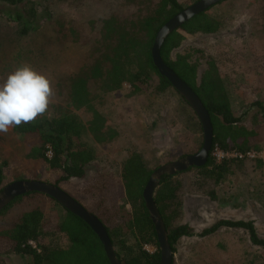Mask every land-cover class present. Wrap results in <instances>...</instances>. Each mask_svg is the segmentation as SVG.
I'll return each mask as SVG.
<instances>
[{
  "label": "rangeland",
  "instance_id": "rangeland-1",
  "mask_svg": "<svg viewBox=\"0 0 264 264\" xmlns=\"http://www.w3.org/2000/svg\"><path fill=\"white\" fill-rule=\"evenodd\" d=\"M157 1L150 0L148 8ZM197 1L178 0V3L185 9ZM30 5L36 14L34 20L26 14ZM263 8L256 0L221 2L209 14L221 17L227 27L215 36L191 38L177 50L198 48L215 60L234 116L247 125L257 117L255 129L261 150L253 153L252 158L236 159L245 160L243 170L217 188L199 189V178L193 170L180 173L183 188L179 225L188 226L192 236L178 241L174 264H247L253 255H260L241 230L221 228L211 236L200 234L219 220L252 221L259 237L264 239V24L260 20ZM146 12V3L129 0H22L16 6L1 3L0 81L20 64H31L51 80L55 90L48 115L65 109L87 126L90 112L86 108L75 109L68 103L64 81L89 63L105 18L111 15L136 18ZM24 24L28 26L22 33ZM155 86L153 79L146 91L134 96L129 94L128 84L108 94L90 88L92 106L107 118V126L118 137L111 143L98 145L86 134L82 142L94 150V161L87 166L84 178L60 185L74 192L87 211L98 213L97 204L103 201V207L112 213L123 195L120 169L131 151L138 152L146 166L155 171L200 150L203 133L197 127L199 121L192 109L186 103L188 117L182 118L177 111L182 105L180 98L172 91L156 96L152 93ZM31 144L33 139H22L12 129L0 134L2 188L16 181L50 183L61 177L60 173L49 171L44 163L27 157ZM256 158L262 160L260 166L254 161ZM35 207L44 214L46 229L53 231L63 211L45 197H35L23 206L13 207L0 218V228L8 226L21 212ZM60 241L67 244L65 239ZM6 261L31 264L29 258L16 255H9Z\"/></svg>",
  "mask_w": 264,
  "mask_h": 264
},
{
  "label": "trees",
  "instance_id": "trees-1",
  "mask_svg": "<svg viewBox=\"0 0 264 264\" xmlns=\"http://www.w3.org/2000/svg\"><path fill=\"white\" fill-rule=\"evenodd\" d=\"M129 1L141 5L146 3V14L129 19L116 15L105 18L102 21L100 37L91 50L89 63L82 66L75 75L66 78L63 83L68 103L75 109L86 108L90 112L91 119L87 126L64 109L57 111V114L52 113L51 116L46 112L33 122L12 128L20 138L33 139V144L28 148L29 159L40 161L49 171L61 174L59 179L49 184L61 189L85 210L86 207L74 192L64 190L60 185L71 179L84 178L87 166L94 161V150L82 142L86 134H90L98 145L111 143L118 137L117 132L107 126V118L92 106L90 88L108 94L120 90L123 84H128L129 94L134 96L146 91L149 83L155 79L156 86L152 93L159 96L172 91L182 101V105L177 108L179 116L185 119L188 117L184 108L187 107L186 102L158 73L151 58V48L158 30L184 8L179 5L178 0H158L151 8H148L150 0ZM256 1L264 6V0ZM21 2L22 0H0V4L8 6H16ZM209 10L193 17L171 33L160 48L163 63L198 97L212 125L213 141L207 163L203 167L186 171L193 170L198 176L199 189L207 186L217 188L244 168L245 160L223 159L219 163L216 162L212 156L214 149L242 154H257L261 150L255 129L258 125L257 117L250 119L247 125L234 116L215 60L198 48L177 52L183 42L197 36H215L227 27L221 17L210 15ZM26 14L28 18L35 19L33 5L26 7ZM260 20L264 24V8ZM27 26L24 24L22 33H25ZM262 28L264 34V27ZM197 125L201 131L199 122ZM254 161L259 166L262 164L261 159L256 158ZM153 171L146 166L138 152L131 151L120 169L123 195L112 213L103 207V201L97 204L98 213L88 211L104 227L121 264L160 262L155 228L142 196ZM179 176L180 174L161 177L153 197L172 254L181 238L192 236L188 226L179 225L183 188ZM2 183L0 167V191ZM35 197H45L57 204L49 197L29 193L16 198L1 210L0 218L13 207L23 206ZM57 205L63 214L53 231L46 229L45 216L38 207L21 212L8 226L0 228V264H8L6 258L9 255L29 258L31 264H110L102 244L91 229L79 218ZM221 228L246 233L249 244L260 252V255H253L247 264H264V239L259 237L252 221L219 220L204 229L200 236H211ZM60 238L65 239L67 244L62 243ZM145 245L154 248V252H146L143 249Z\"/></svg>",
  "mask_w": 264,
  "mask_h": 264
},
{
  "label": "water",
  "instance_id": "water-1",
  "mask_svg": "<svg viewBox=\"0 0 264 264\" xmlns=\"http://www.w3.org/2000/svg\"><path fill=\"white\" fill-rule=\"evenodd\" d=\"M224 1L226 0H199L183 9L158 30L151 48L153 65L156 67L158 73L170 83L172 88L192 109L201 125L203 133L202 146L197 153L160 166L153 171L144 188L142 196L150 220L155 228L160 253L159 264H172L173 259L163 221L153 201L154 193L160 184V179L163 176H175L184 173L190 168L203 167L207 163L213 141V129L207 111L193 91L163 63L160 57V48L164 40L183 24ZM29 193H38L53 199L63 209L83 221L98 237L109 263L121 264L99 220L61 189L49 183L40 181H16L6 185L0 191V211L11 204L16 198Z\"/></svg>",
  "mask_w": 264,
  "mask_h": 264
},
{
  "label": "clouds",
  "instance_id": "clouds-1",
  "mask_svg": "<svg viewBox=\"0 0 264 264\" xmlns=\"http://www.w3.org/2000/svg\"><path fill=\"white\" fill-rule=\"evenodd\" d=\"M55 96L51 80L22 63L0 81V134L44 115Z\"/></svg>",
  "mask_w": 264,
  "mask_h": 264
},
{
  "label": "built area",
  "instance_id": "built-area-1",
  "mask_svg": "<svg viewBox=\"0 0 264 264\" xmlns=\"http://www.w3.org/2000/svg\"><path fill=\"white\" fill-rule=\"evenodd\" d=\"M212 156L215 158L216 162H220L223 159H243V158H252L255 155L253 153H246V154H242V153H238V152H223L219 149H214ZM143 249L148 252V253H152L154 250L151 246L145 245L143 247Z\"/></svg>",
  "mask_w": 264,
  "mask_h": 264
},
{
  "label": "bare ground",
  "instance_id": "bare-ground-1",
  "mask_svg": "<svg viewBox=\"0 0 264 264\" xmlns=\"http://www.w3.org/2000/svg\"><path fill=\"white\" fill-rule=\"evenodd\" d=\"M71 54V53H70ZM61 57V56H60Z\"/></svg>",
  "mask_w": 264,
  "mask_h": 264
}]
</instances>
